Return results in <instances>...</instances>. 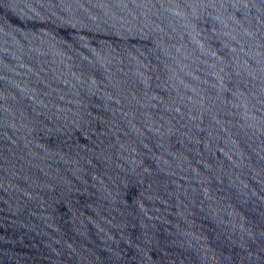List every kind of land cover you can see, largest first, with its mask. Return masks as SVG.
<instances>
[{"label":"water","instance_id":"obj_1","mask_svg":"<svg viewBox=\"0 0 264 264\" xmlns=\"http://www.w3.org/2000/svg\"><path fill=\"white\" fill-rule=\"evenodd\" d=\"M0 264H264V0H0Z\"/></svg>","mask_w":264,"mask_h":264}]
</instances>
